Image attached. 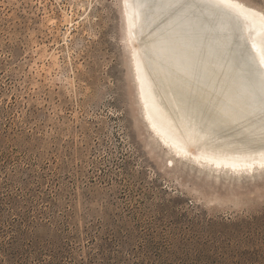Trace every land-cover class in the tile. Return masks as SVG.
Wrapping results in <instances>:
<instances>
[{
    "label": "rangeland",
    "instance_id": "374dc122",
    "mask_svg": "<svg viewBox=\"0 0 264 264\" xmlns=\"http://www.w3.org/2000/svg\"><path fill=\"white\" fill-rule=\"evenodd\" d=\"M142 111L121 0H0V264H264V174L172 164Z\"/></svg>",
    "mask_w": 264,
    "mask_h": 264
},
{
    "label": "bare ground",
    "instance_id": "6f19581e",
    "mask_svg": "<svg viewBox=\"0 0 264 264\" xmlns=\"http://www.w3.org/2000/svg\"><path fill=\"white\" fill-rule=\"evenodd\" d=\"M121 0L139 101L170 162L226 178L264 174V12L240 0Z\"/></svg>",
    "mask_w": 264,
    "mask_h": 264
},
{
    "label": "snow or ice",
    "instance_id": "6c2138e0",
    "mask_svg": "<svg viewBox=\"0 0 264 264\" xmlns=\"http://www.w3.org/2000/svg\"><path fill=\"white\" fill-rule=\"evenodd\" d=\"M161 7L166 8L172 14H174L176 11H179L180 8L183 7V5L180 3V0H167V3L162 4ZM261 63L264 64V61H262ZM260 86L262 94L258 97V103L260 105L261 115L264 116V79L260 81ZM259 167L261 169H264V160L260 162Z\"/></svg>",
    "mask_w": 264,
    "mask_h": 264
}]
</instances>
